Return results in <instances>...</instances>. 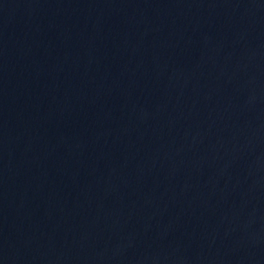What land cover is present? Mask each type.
<instances>
[{"label":"water","instance_id":"95a60500","mask_svg":"<svg viewBox=\"0 0 264 264\" xmlns=\"http://www.w3.org/2000/svg\"><path fill=\"white\" fill-rule=\"evenodd\" d=\"M0 264H264V0H0Z\"/></svg>","mask_w":264,"mask_h":264}]
</instances>
